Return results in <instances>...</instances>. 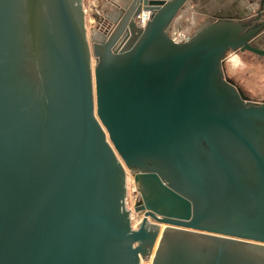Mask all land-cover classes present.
Returning <instances> with one entry per match:
<instances>
[{
    "label": "water",
    "instance_id": "water-1",
    "mask_svg": "<svg viewBox=\"0 0 264 264\" xmlns=\"http://www.w3.org/2000/svg\"><path fill=\"white\" fill-rule=\"evenodd\" d=\"M188 1L89 37L84 0H0V264H264V102L224 70L263 3L176 42Z\"/></svg>",
    "mask_w": 264,
    "mask_h": 264
},
{
    "label": "rangeland",
    "instance_id": "rangeland-1",
    "mask_svg": "<svg viewBox=\"0 0 264 264\" xmlns=\"http://www.w3.org/2000/svg\"><path fill=\"white\" fill-rule=\"evenodd\" d=\"M84 5L87 12L86 25L89 37H91L98 23H101L98 20L97 11L103 3L101 0H84ZM195 11L194 6L186 3L171 28L174 31H178V33L189 31V34L192 35L193 31L191 30V32L190 29H196L197 24L193 25L194 27H189V24H192L193 19L196 17ZM257 43L264 48V32L258 38ZM224 70L226 76L238 84L247 96L257 100L264 99V56H259L249 51H229L225 58ZM127 191V206L133 209V226L137 227L144 213L134 211V204L138 201L140 193L137 190L133 175L129 172L127 174Z\"/></svg>",
    "mask_w": 264,
    "mask_h": 264
},
{
    "label": "crops",
    "instance_id": "crops-1",
    "mask_svg": "<svg viewBox=\"0 0 264 264\" xmlns=\"http://www.w3.org/2000/svg\"><path fill=\"white\" fill-rule=\"evenodd\" d=\"M101 1L103 5L98 8L97 16L102 25L98 23L94 31L98 33L107 32L114 28V20L117 19L124 5V0ZM188 3L194 6L196 10V17L193 19L192 24H189V27H194L197 24L196 29L203 22L211 19L250 20L257 16L261 3H263L262 21H264V0H189ZM196 29L192 28L190 31L192 30L194 33Z\"/></svg>",
    "mask_w": 264,
    "mask_h": 264
},
{
    "label": "built area",
    "instance_id": "built-area-1",
    "mask_svg": "<svg viewBox=\"0 0 264 264\" xmlns=\"http://www.w3.org/2000/svg\"><path fill=\"white\" fill-rule=\"evenodd\" d=\"M151 17H152V11L145 10L136 16L135 21L139 27L144 28L147 25V23L151 20ZM170 36L176 42H184L188 40L191 35L189 34V31L184 33L183 32L178 33V31L176 30L174 31L171 28Z\"/></svg>",
    "mask_w": 264,
    "mask_h": 264
},
{
    "label": "flooded vegetation",
    "instance_id": "flooded-vegetation-1",
    "mask_svg": "<svg viewBox=\"0 0 264 264\" xmlns=\"http://www.w3.org/2000/svg\"><path fill=\"white\" fill-rule=\"evenodd\" d=\"M235 83V82H234ZM236 84V83H235ZM237 86H239L238 84H236ZM240 87V86H239ZM241 88V87H240ZM251 98V97H250ZM251 100H253V101H255V102H258V103H261V102H264V99H262V100H257V99H253V98H251ZM139 199H140V197H139ZM138 199V200H139ZM137 202V201H136Z\"/></svg>",
    "mask_w": 264,
    "mask_h": 264
},
{
    "label": "bare ground",
    "instance_id": "bare-ground-1",
    "mask_svg": "<svg viewBox=\"0 0 264 264\" xmlns=\"http://www.w3.org/2000/svg\"><path fill=\"white\" fill-rule=\"evenodd\" d=\"M143 11H145V10H143ZM143 11H142V12H143ZM150 11H151V10H150Z\"/></svg>",
    "mask_w": 264,
    "mask_h": 264
}]
</instances>
